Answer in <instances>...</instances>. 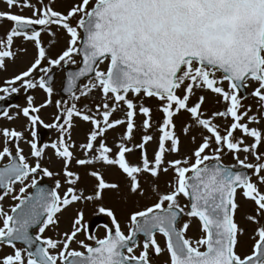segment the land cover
<instances>
[{
	"label": "snow or ice",
	"instance_id": "1",
	"mask_svg": "<svg viewBox=\"0 0 264 264\" xmlns=\"http://www.w3.org/2000/svg\"><path fill=\"white\" fill-rule=\"evenodd\" d=\"M54 2L0 0L6 5L0 28L10 25L0 36V71L27 53L17 50V38L36 48L32 61L0 87V101L21 88L46 94L39 104L28 95L27 106H15V114L0 112L9 121L27 120L23 131L0 128V201L17 202L9 210L0 203V249H11L0 255V264H264V129L249 126L264 123V0H76L64 12ZM24 9L32 14H22ZM54 26L68 36L56 58L40 39L42 32L55 37ZM71 65L78 67L66 72V85L61 81L74 101L67 106L52 99L53 69ZM94 92L100 94L95 111L77 107L75 101ZM207 94L224 109L206 116ZM249 97L254 105L244 103ZM144 98L160 101L158 124ZM53 104L58 112L46 124L39 113ZM118 111L123 115L117 117ZM182 113L191 122L178 133ZM74 117L92 126L78 146L72 140ZM38 126L56 128L58 140L41 145ZM118 127L119 142L109 146L106 133ZM197 133L201 140L190 155L167 158L181 153V136L195 142ZM137 136L139 142L129 146ZM149 144L156 145L151 157ZM49 147L60 172L42 166ZM77 147L83 158L75 154ZM134 149L141 152L135 164L127 158ZM227 154L236 164L224 163ZM73 162L92 169L86 172L95 181L91 192L78 187L82 176L72 170ZM113 168L126 178L129 199L152 194L150 203L128 213L127 231L103 203L106 192L121 191L120 183L105 178ZM170 170L173 176L161 190L159 180ZM61 174L63 193L59 179L54 189L40 185L44 177ZM81 202L94 203L96 214L110 219L102 238L88 229L82 210L68 231L45 235L59 227L60 214ZM247 202L255 215L245 211ZM240 213L257 225L251 245L244 243ZM193 228L195 238L188 235Z\"/></svg>",
	"mask_w": 264,
	"mask_h": 264
},
{
	"label": "rangeland",
	"instance_id": "2",
	"mask_svg": "<svg viewBox=\"0 0 264 264\" xmlns=\"http://www.w3.org/2000/svg\"><path fill=\"white\" fill-rule=\"evenodd\" d=\"M32 2L36 3V0H32ZM44 2L49 3V0H44ZM74 2H76V0H69V2H67L65 0H55L53 6L56 10L64 12ZM5 8H6V5H4L3 3H0V10H4ZM12 11H19V9L14 8V9H12ZM22 14L30 16L32 13L30 10L24 9ZM9 27H10V25L4 24L3 27L0 28V36H3L4 29L9 28ZM52 31L56 32L55 37L49 35L47 32H42L40 39H42L41 43L43 42V46H45L46 50L48 51L49 56H51L52 58H56L60 54V52L66 47L67 41H68V36L62 29H57L55 26L53 27ZM15 47L17 48V50H19L21 48H27V50H29V51H27L26 54L22 53L19 56V58L16 60L15 63L10 62L7 71H0V87H4L5 81L8 79H11L13 77V75H15L19 71L23 70L28 65V63H30L32 61V59L36 55V49H35L34 43L30 42V41L29 42L25 41L22 37L16 39ZM77 60L79 61V57H77ZM45 66H47V65H45ZM71 66H73V65H71ZM76 66H78V65H74V67H76ZM101 67H106V64L101 65ZM67 68H71V67L67 66L65 69H67ZM65 69H63V70L53 69V71L57 70V73H56L55 79L53 81L54 82L53 83L54 94H53L52 99L54 102L56 100H61L62 102H65L67 106H71V104L74 101L72 100V98L70 96L64 98L63 94H62V90H61V81H64ZM225 87H227V84H225ZM250 91H251V89L249 88L248 92H250ZM17 94L19 95V101L17 102V104L15 106L18 105L19 108H23V107L27 106V96L28 95H32L35 97L34 102L36 104L43 102L46 98V94L40 89L26 91L24 88H21ZM198 94H200V93L198 92ZM0 95H3V93H0ZM217 99H219V98L213 96L212 94H207V99H206L205 105L203 106V109L205 111L206 116L210 115L214 111L224 109L225 105L222 102L216 103ZM75 103L77 104V107L82 109V110L85 109V107H87V108H92L93 111H95L94 105L97 103H100V94L98 92H94L89 97H82L81 100L75 101ZM143 103L146 106H149L152 108L153 116H154V122L158 124L160 122V120L162 119V115H163L159 111V107H158L160 105V101H158L155 98H144ZM244 103L246 105H254L255 102L249 97L248 99L244 100ZM15 106H13L9 110V114H15L17 111H19V108L15 107ZM57 112H58V109H56L54 107V104H53V105L48 106L47 108L42 109L41 112L39 113V115L41 116V118L44 120V122L46 124H51L54 122V117L57 114ZM252 114H256L255 111ZM115 115L117 117H120L123 115V113L121 111H118ZM140 119L141 118L138 117V120H137L138 123L140 122ZM186 122H189V123L191 122L190 117L188 116L187 113H182L176 118L177 132L178 133L180 132L181 126ZM216 122L220 123L222 125L225 123L222 120H217ZM26 124H27V120L23 116H20L16 120H12V121H9L3 117H1V119H0V128L8 127V128H15L17 130L23 131ZM249 126L250 127H261L262 129H264V123H262L261 125L250 124ZM91 127L92 126L90 123L84 122L78 117L73 118L72 140L76 143L77 146L79 144L85 142L86 134L91 130ZM38 131H46L44 142L40 143L41 145H43L45 143L50 145L51 143L56 142L59 138V135H60L59 131L56 128L46 129V128H43L42 126H38ZM122 132H123L122 127H118L116 130H109V132L106 133V143L111 146V141H113L114 138L118 139V142H119V138H120V135ZM25 135L30 138V136L27 132H25ZM235 135L240 136L241 133L237 132ZM181 139H182L181 153L179 154V156L175 153L169 154L167 157L168 159L181 158L185 154L190 155L191 150L194 149L196 147V145L200 142L201 137H200V134L197 133V139L195 142H192L191 140H189L183 136H181ZM138 142H139V136H137L135 138V140L129 144V146H133V144L138 143ZM246 143L251 144L252 140L250 138H248V139H246ZM21 147H23L25 149V154L28 155V153H29L28 145L26 143L21 142ZM146 147L148 150V155H149V157H151L153 154V150L156 148V145L155 144H149ZM262 150H264V149H262ZM53 151L54 150H52L50 147L45 150L46 154H45V159L42 162V166L48 167L52 171L60 172L62 164L53 155ZM74 151L78 157L83 158L84 154H83V152H81L79 150L78 147ZM244 156H245L244 153H240L241 159H244ZM29 159L32 160L33 158L29 156ZM128 159L130 162H132L134 164L138 163L141 159L140 150L134 149V151L131 154H128ZM224 162L227 164H230V165L236 164V161L232 158L231 154H227L224 157ZM249 162H255L254 158L250 156ZM97 167L99 168V166H97ZM79 168H82V169L79 170ZM72 170L79 172L82 176V181L80 182L78 187L85 189L86 192H91L92 185L95 183V181H94V179L88 177L86 175V172L90 171L92 169L90 167L86 168V167L77 166L73 162ZM100 170H102V169H100ZM172 176H173V173L171 172V170L169 171V173L167 175L161 176V178L159 180L161 190H166L165 189V181L170 180L172 178ZM105 178L109 181H112V182H118L121 185V191L120 192H115V191L106 192L105 200L103 201V203L106 206L112 207L115 210L116 215L121 222L122 228H124V230L127 231V228L125 227V225L127 223L128 213L131 210H133V208L142 207L144 204L150 203V201L152 199V194L149 193L148 199H141L139 197H133L132 199H129V197L127 195V180L124 176H121V173L118 172L117 169H115V168H113L109 172H107L105 174ZM45 179L53 182L54 185H55L56 179H59L61 181V184H62V187L60 189L61 193H63L67 187L64 184V179H63L62 174L60 176H55V177H51V178L45 177ZM29 191H31V189H29ZM1 203L3 204L5 210H9L10 207L17 202L11 200L10 197H5L4 201H1ZM252 208H254V205L251 204V202H247L246 207H245V211H248L250 214L255 215V213L251 211ZM77 210H82L84 212L85 224L87 225V227H89L90 221L96 215H98V214H96V205L94 203H91V202H89V203H84V202L77 203V204L71 206L66 211H64L62 214H60L59 227L56 229L50 230V231H46L45 235L55 237L56 235L63 233L64 231H68L72 226V220H73V217L75 216ZM106 218H107V224L109 226H111L110 219L108 217H106ZM237 218L240 220L241 226L243 228H245V230H246V234L243 237L245 245L246 246L251 245L253 243L251 237L254 235V231H255L257 225L245 221L243 219L242 213L238 214ZM261 223L264 224V220H262ZM93 234L102 238L105 235L104 227L103 226L100 227ZM188 235L195 238L198 235V233H197L196 229L193 228L188 233ZM79 238L84 239V235L81 234ZM73 246L75 247V245H73ZM247 250H248L247 247L241 249V251H247ZM8 252H11V249H9L7 247H3L2 249H0V255H3V254L8 253Z\"/></svg>",
	"mask_w": 264,
	"mask_h": 264
},
{
	"label": "water",
	"instance_id": "3",
	"mask_svg": "<svg viewBox=\"0 0 264 264\" xmlns=\"http://www.w3.org/2000/svg\"><path fill=\"white\" fill-rule=\"evenodd\" d=\"M76 69L77 68L71 69V70H76ZM63 93L66 96L69 95L68 93H66L64 91H63ZM17 99H18V96L17 95H13V96H10L8 99L3 100V102L0 104V112H3L4 110H7L10 106H12L17 101ZM40 185L43 186V187H47L49 189H53V187L51 185L46 184V183H41ZM2 192H3V189H0V194H2ZM104 221H105V219L102 218V217L94 219V221L91 224L92 230L95 229L99 224H101Z\"/></svg>",
	"mask_w": 264,
	"mask_h": 264
}]
</instances>
